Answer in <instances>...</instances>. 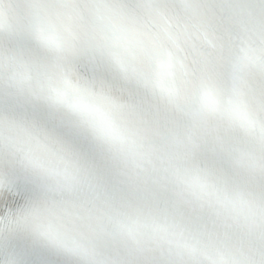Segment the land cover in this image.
Wrapping results in <instances>:
<instances>
[{
	"label": "snow or ice",
	"instance_id": "snow-or-ice-1",
	"mask_svg": "<svg viewBox=\"0 0 264 264\" xmlns=\"http://www.w3.org/2000/svg\"><path fill=\"white\" fill-rule=\"evenodd\" d=\"M0 264H264V0H0Z\"/></svg>",
	"mask_w": 264,
	"mask_h": 264
}]
</instances>
